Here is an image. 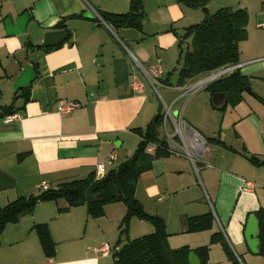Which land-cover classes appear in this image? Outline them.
I'll list each match as a JSON object with an SVG mask.
<instances>
[{"label": "crops", "instance_id": "obj_1", "mask_svg": "<svg viewBox=\"0 0 264 264\" xmlns=\"http://www.w3.org/2000/svg\"><path fill=\"white\" fill-rule=\"evenodd\" d=\"M237 1L239 5L222 6L244 8L248 13L247 37L238 45L237 69L250 85L253 80L254 94L264 100V0ZM128 9L129 0H0V208L18 197L38 193L36 185L43 182L53 188L95 173V164L110 155L116 161L115 149L123 145L126 157L129 140L138 137L135 130L146 127L157 113L149 100V88L162 85L182 96L185 87L170 83L160 54L178 43L175 23L186 14V5L177 0H142L138 27H112L96 16ZM154 65L162 68L158 78L150 75ZM68 101L76 106L61 113L59 106ZM202 102L205 108H218L209 93ZM189 103L188 114L176 108L174 112L182 120L186 115L181 120L189 130L186 133L195 129L202 139V157L191 140L170 135L166 143L173 150L154 157L148 174L141 178L146 187L155 180L162 182L157 186L161 201L180 194L185 208L178 213V221L184 232L187 217L210 212L220 228L203 230L201 245L206 240L205 245H212L211 235L219 232L227 245L237 246L236 258L245 264L246 251L258 253L250 250L245 239L247 218L264 211V164L249 159L253 155L264 160L260 130L264 104H259L258 114L249 111L241 117L240 129L227 142L200 125L196 115L197 111L202 114L200 103L193 99ZM8 115L10 121L5 120ZM113 162L107 169L114 167ZM247 181L250 187L245 186ZM202 190L208 203L201 195L189 200L191 192ZM65 206L62 199L38 202L31 214L6 223L0 233V264H98L97 253L85 244V206L62 210ZM38 223L47 225L54 242L51 257L43 254L32 229ZM88 241L98 245L103 240ZM214 242L222 245L219 240Z\"/></svg>", "mask_w": 264, "mask_h": 264}, {"label": "trees", "instance_id": "obj_2", "mask_svg": "<svg viewBox=\"0 0 264 264\" xmlns=\"http://www.w3.org/2000/svg\"><path fill=\"white\" fill-rule=\"evenodd\" d=\"M177 1L187 6L205 9L204 3L207 0ZM98 15L112 27H138L142 16V0H129L127 12H99ZM247 22L246 9L222 7L211 14L206 13L199 23L186 27L183 37L190 36L191 41L190 46L184 52L180 50L175 85L186 87L188 86L186 84L193 83L201 76L208 73L210 75L226 65L238 63V44L247 37ZM181 40V37H178V44ZM248 85L247 76L235 69L228 75L209 82L205 85V89L209 91L210 100L214 93L221 92L226 95L224 104L234 106L241 100L242 92ZM24 92L28 94V87L24 89ZM254 96L264 104V100L255 94ZM162 115L161 107H158L150 123L143 130H135L139 142L134 154L117 167L107 169L102 177L96 178L95 173L92 172L84 178L64 181L53 188L38 191L36 194L18 197L1 207L0 233L6 223L16 222L20 217L31 214L38 202L62 199L66 202L62 210L84 205L87 215L96 218L104 214L105 205L122 201L126 207L123 224H126L130 216L135 215L141 220H149L153 231L139 238L127 239L124 244L116 242L118 250L112 254L114 264H189L190 251L194 252L200 264H210L207 245L194 249L187 246L171 247L164 220L157 215L146 214L134 196L141 172L150 168L154 157L168 154L167 143L159 132L163 125ZM148 143H155L158 146L152 155L146 151ZM249 159L254 164H264V160L259 161L253 155ZM255 215L258 221V253L264 257V211L258 210ZM212 220L213 216L210 212L187 217L185 230L211 229ZM32 229L38 236L43 254L46 257L53 256L54 242L47 225L45 223L34 224ZM220 234L219 232L213 233L210 241H221L224 252L231 260L230 264H240Z\"/></svg>", "mask_w": 264, "mask_h": 264}, {"label": "rangeland", "instance_id": "obj_3", "mask_svg": "<svg viewBox=\"0 0 264 264\" xmlns=\"http://www.w3.org/2000/svg\"><path fill=\"white\" fill-rule=\"evenodd\" d=\"M238 4L237 0H207L204 3L205 9L201 7H192L186 5V14L175 23V28H177V36L181 37L180 44L174 43L169 51L166 53H161V57L163 59L162 64L165 68L164 75H166L169 78V81L172 85L175 84L176 78H177V72L179 68V54L180 50L184 52L189 46L191 37L186 36L183 37L185 27L190 24H196L199 23L206 13L211 14L221 8L222 6H232V5ZM239 5V4H238ZM251 10V9H250ZM98 17V15L96 14ZM101 18V17H100ZM102 19V18H101ZM103 20V19H102ZM240 43V42H239ZM239 45V44H238ZM162 75V76H164ZM161 76V75H160ZM209 76V73L199 77L198 80H201L205 77ZM223 77V76H222ZM194 81L193 83H195ZM161 82V81H160ZM252 85L248 82V86L250 88L251 93L243 94V100H241L234 106H231L230 104H224L223 106L219 108H213L210 106L209 108H205V105H203L202 98L205 96L207 97V91L205 89V85L199 88V92L194 94L192 97H190L188 100V95L190 92L183 94L182 96L179 95V91L177 90H167L162 85H156L152 88H149V100L153 107H155V110L157 112V108L161 107L162 110V117H163V125L159 129L160 135L164 136L165 142H166V133L168 135H172V137H176L175 139L178 140L179 134L176 132L177 130L183 132L184 139L190 140L193 139L191 132L194 130H191V132H187L189 135H187L186 130L187 127L184 128L183 120L185 121V117L182 120L179 116H177V111L179 109L180 113L183 114L186 110V113L188 114L190 110L189 103L190 99H193V103L199 104L200 102V109L202 111V114L199 111L196 112L197 118L200 122V125L206 126V130H208L214 137L215 134H220L218 138L226 140L227 142H232V139L234 138L235 130H239L241 127L240 119L243 115H246L249 111L251 113L258 114L259 113V104H262L261 101L254 96L255 88L253 87L254 82L251 80ZM192 83H190L191 85ZM204 93V94H203ZM204 95V96H203ZM172 100H174V103L171 104ZM188 101V102H187ZM200 101L199 103H197ZM168 108V111L166 110ZM175 108L177 109L176 112ZM167 113V114H166ZM156 114V113H155ZM154 114V115H155ZM153 115V116H154ZM166 115V116H165ZM152 116V117H153ZM165 116V117H164ZM184 116V115H183ZM151 117V118H152ZM182 120V121H181ZM150 121V120H149ZM148 121V122H149ZM147 122V121H146ZM203 122V123H202ZM147 124V123H145ZM145 126V125H144ZM145 127H142L143 130ZM212 128L215 130L214 132L210 130ZM185 129V130H184ZM188 129V128H187ZM196 133V132H195ZM171 137V138H172ZM196 140H199L202 142V139L198 136L196 133ZM181 138V137H180ZM131 146H128V152L125 157L124 155V147L125 145L119 147L118 149H115V151L118 150L119 156H117V160L113 162L114 167H117L121 162L124 160L130 158L137 147V144L139 142V138H131ZM186 141V140H185ZM193 143V142H192ZM191 144V142H190ZM134 147V148H133ZM133 148V149H132ZM157 148V147H156ZM202 146H198V149L200 152L202 151ZM154 150H152L153 152ZM153 154V153H149ZM122 160V161H121ZM150 169L144 170L141 172L138 183L135 187L134 196L136 199L140 202L142 205V210L148 214V215H157L161 217L166 222H169V226L167 231L170 233L169 235V244L171 247L177 248L181 246H187L188 248L194 249L199 246H203L207 244V240L204 241V244L201 245L204 239H203V230L199 231H182L180 227V223L178 221V213H180V210L182 208H185L182 204H180V194L173 196L172 198L165 197L164 200H159L158 196H161L158 187L162 186V182L159 180L153 181L154 185H151L150 187H146L145 181L142 177L143 174H148ZM42 191V190H41ZM200 195L206 200L205 194L202 190L200 194L196 192H191L188 195L189 200L194 199L196 196L200 197ZM163 196V195H162ZM208 203V202H207ZM108 205V204H107ZM110 206L105 209L104 207V214L102 216H98L96 218L88 216V224L86 227V242L85 244L87 247H89L90 251H93L92 253L98 255L99 257V263L98 264H114L112 254L118 250V246L116 245V242H120L121 244H124L127 239H135L139 238L141 236H144L146 234H149L153 231V226L149 220L145 219H139L137 216L132 215L128 218L126 224L122 223V220L126 213V207L122 201H117L113 203H109ZM208 205V204H207ZM106 206V205H105ZM190 204L186 205V208L189 207ZM191 208V207H190ZM108 209V210H107ZM210 209V208H209ZM162 214L163 216H160ZM214 224L211 229L215 230L216 227L220 228L218 225L217 220L213 216ZM215 226V228H214ZM210 229V230H211ZM209 230V229H206ZM89 239H92L96 242L99 240L101 241L100 244H96L93 241H88ZM187 240L189 243L192 244L193 241H195L196 245H185V241ZM104 242V244H107L110 248L107 254H101L100 250H96L101 246V244ZM220 242H212V245H207L209 249L208 258L211 264H230L231 260L227 258L226 253L223 250L222 245L219 244ZM120 244V245H121ZM200 244V245H199ZM229 248L233 252L234 256L237 257L238 248L236 245H233L229 243ZM246 257H242L245 264H264V257L260 254H253L251 252L246 251L244 253ZM254 263H249V261ZM240 263V262H239Z\"/></svg>", "mask_w": 264, "mask_h": 264}, {"label": "built area", "instance_id": "obj_4", "mask_svg": "<svg viewBox=\"0 0 264 264\" xmlns=\"http://www.w3.org/2000/svg\"><path fill=\"white\" fill-rule=\"evenodd\" d=\"M98 18H100L99 15H98ZM239 65L240 64L236 63V64H230V65H226L224 67L219 68L216 72L210 74L209 76H207V77H205V78H203L201 80H198L195 83H192L191 85L185 87L181 95H183L185 93H188V92H190L189 95L193 94L195 91H197L202 86L208 84L209 82H211L213 80H216V79H218V78H220L222 76L228 75L229 73L233 72L235 69H237L239 67ZM161 74H162V68H161L160 65H154V66L151 67V73H150L151 77L158 78V77H160ZM152 86H153V84H152ZM75 106H76L75 102L68 101V102H65V103H63V104H61L59 106V111L61 113H67V112H70ZM166 110L168 111V108H166ZM11 119H12V117L10 115L6 116V118H5L6 121H10ZM260 130H261V133L264 134V121H263V123L261 125V129ZM176 132H178L179 137H181V139L183 141V139L185 137V136H183V132L179 131V130H177ZM166 137L169 139L170 135H168L166 133ZM190 140H191L192 148L195 149L196 147L198 148L199 145L202 146V144H200L199 140H195L197 142V144L194 143V138L193 139L191 138ZM183 144H185V143L183 142ZM156 147H158V146L155 143H148L147 146H146V151L150 152L152 150H155ZM167 149L173 150L170 144L167 145ZM185 149H186L187 156L190 159L193 160V157H192V154L190 153V151L187 149V147H185ZM199 152L197 153L198 156L202 157L203 150L201 151L202 153H199ZM194 157H196V156L194 155ZM114 159H115V156L114 155H110L105 160L98 161L95 164V177L96 178L102 177L105 174V172L107 171V166H110L112 164V162L114 161ZM204 165L205 166H210L209 163H207V162H205ZM245 186L250 187L251 183L249 181H247V182H245ZM47 188H48V185L46 183H44V182L41 183V184L36 185V189L39 190V191L45 190ZM96 250L97 251L100 250L101 254L103 255V254H107L108 251L110 250V248H109V246L107 244L103 243Z\"/></svg>", "mask_w": 264, "mask_h": 264}, {"label": "water", "instance_id": "obj_5", "mask_svg": "<svg viewBox=\"0 0 264 264\" xmlns=\"http://www.w3.org/2000/svg\"><path fill=\"white\" fill-rule=\"evenodd\" d=\"M105 22V21H104ZM244 91H247L250 93V88L245 87ZM225 94L221 92H216L212 95L211 97V102L214 107H219L225 100ZM258 221L256 220L254 215H249L247 218V222L245 225V230H244V235L245 239L248 243V247L250 248L251 251L257 253L258 250L256 248L257 243H258ZM188 263L189 264H200L199 259L197 256L194 254L193 251H190L188 254Z\"/></svg>", "mask_w": 264, "mask_h": 264}, {"label": "bare ground", "instance_id": "obj_6", "mask_svg": "<svg viewBox=\"0 0 264 264\" xmlns=\"http://www.w3.org/2000/svg\"><path fill=\"white\" fill-rule=\"evenodd\" d=\"M191 133L193 134V136H192V137L194 138V137L196 136V133H195V131H192ZM196 139H197V138H194V143H195V144H197V142L195 141ZM200 144H202V142H201V141H200ZM199 146H201V145H199Z\"/></svg>", "mask_w": 264, "mask_h": 264}]
</instances>
